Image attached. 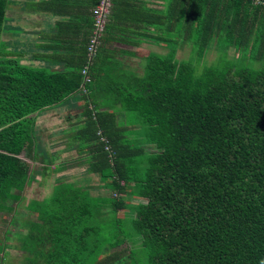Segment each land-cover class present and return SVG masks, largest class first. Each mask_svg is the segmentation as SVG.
I'll return each instance as SVG.
<instances>
[{
    "label": "trees",
    "instance_id": "16d2710c",
    "mask_svg": "<svg viewBox=\"0 0 264 264\" xmlns=\"http://www.w3.org/2000/svg\"><path fill=\"white\" fill-rule=\"evenodd\" d=\"M77 2L0 0V212L18 227L0 237V264L15 246L25 264L116 263L124 242L95 243L78 227L121 210L147 264H264V0H111L93 54L100 0L80 13ZM20 12L54 24L35 44ZM113 42L168 51L139 57V71ZM68 105L81 164H59L43 146L38 118ZM51 165L56 174L83 165L109 194L71 172L50 194L28 195Z\"/></svg>",
    "mask_w": 264,
    "mask_h": 264
},
{
    "label": "rangeland",
    "instance_id": "374dc122",
    "mask_svg": "<svg viewBox=\"0 0 264 264\" xmlns=\"http://www.w3.org/2000/svg\"><path fill=\"white\" fill-rule=\"evenodd\" d=\"M146 47H149L150 49L156 50L158 52L168 51V49L160 43H156L153 46L150 45ZM150 49L141 48V50L131 51L133 52V54L130 55L131 56L129 58L130 62H128L127 64H129L135 69H138L139 71H142V64L144 63V60L141 61L139 58V55L141 56L144 54H148L150 52ZM189 52H190V45L187 44L182 49L179 50L178 57L187 58L189 56ZM229 52H230L231 57L233 58L236 57L237 53H235L234 48H230ZM135 54H137L138 56H134ZM218 55H219V52L215 50L213 47L212 50L209 51L206 60L208 61V63H213L215 60H217ZM132 56L138 59L134 60L132 59ZM221 60L222 59H220L218 62H220ZM57 114L58 112H55V114L53 115H57ZM69 122L70 121L68 119L53 120L51 114H48L46 116L43 115L38 118V123L42 124V126L46 127L47 129L43 132V137H44L43 142L46 144L45 145L46 149L49 152H51V150L54 148L65 146L66 144L65 141L67 140L66 139L67 137L66 136L61 137L58 133L59 132L58 129L61 124H64V126L68 125L67 127L69 128L70 127V124H68ZM53 133L54 135L51 137L50 134H53ZM52 144H54V147H51ZM83 155L84 154L77 152L74 149V147H71L69 155H65L63 159L70 158L68 159L69 161L72 160V163H76L77 161L80 162L78 159L81 160L83 157H80V156H83ZM76 166L70 168V170L74 168L76 169ZM79 167H80L79 172H75V174L72 176V179L81 180L82 178L86 177L85 178L86 181H82V182H86L92 194H102V195L109 194V191L105 189L104 187H102L98 176H95V175L90 176L89 173L86 172V168L83 165ZM71 172L73 171H70L68 174H70ZM54 176L55 175H52L51 177L46 178V180H48V184L46 186L38 187L37 185H35L34 188L31 190L30 194L28 193V195L37 196L40 198L45 195H48V193L52 190V186L54 184V178H53ZM124 213L125 211L121 210L119 214H115L114 212H107L105 216L100 217L99 215H96L83 226L80 225L78 227L79 232L83 231L84 227H91V231H90L91 233L89 236H91V239L93 238V241H95V243L97 242L104 243L105 241H110V240H113V243L124 242V245L114 248L112 249V251L114 250L121 251L125 257H123L120 261H117L116 263L113 262L111 264H147V261H148L147 250L145 246L143 245L140 237L133 232L132 218L130 216H125ZM3 214L5 217H3ZM11 216L12 215L10 214L0 212V237H3L6 229L12 228V230H15V231L18 230L17 226H13V225L10 226ZM117 217L120 218V220L117 221L116 220ZM117 235H121V236H119L118 238ZM14 243H17V242L15 241ZM9 253H10V257L8 261L9 264H25V261L23 259L25 253L17 249L16 246L14 249L9 250ZM102 255L103 254H101L100 257H102ZM89 258H90V255H89ZM37 264H41V261ZM81 264H95V260L90 259V260H87L86 262H82Z\"/></svg>",
    "mask_w": 264,
    "mask_h": 264
},
{
    "label": "crops",
    "instance_id": "0c3cea01",
    "mask_svg": "<svg viewBox=\"0 0 264 264\" xmlns=\"http://www.w3.org/2000/svg\"><path fill=\"white\" fill-rule=\"evenodd\" d=\"M154 2L155 3H160L161 6L163 4V0H154ZM77 3L78 4H82L83 7L82 8H78L77 7L74 11L80 13V12H83V11H85L87 9L86 7H88L90 5L91 0H78ZM16 10L19 11L20 9H16ZM16 16L18 17V20H19V21H17L18 24L16 23L17 26L18 27H23L24 28V29L22 28L23 29V34L28 36L29 40L32 38L33 41H35V44H36V42H40L39 39L42 37V34H43L42 31L45 34L47 31L50 30V27H51L52 24H54L53 22H54V19H55V17L49 16V15L44 14L42 12H33V13L32 12H20ZM21 20H26V21L25 22H23V21L21 22ZM80 28L81 29H79V31H80V34H81L82 32H84L87 29V26L81 25ZM25 35H22V36H25ZM21 39H22L23 42L25 41L23 38H21ZM113 43L114 44L111 45V48L114 49V50L115 49L119 50V52L117 53L118 59L121 60V61H125V62L127 61L126 63L130 62L129 58L131 56L130 55L129 56H125L126 54H124L122 52L141 50V48L150 49L149 47H146V46H150V45L153 46L154 45V44H142L141 46L137 47V46H132V45H129V44H123V43H119V42H113ZM29 47L31 48V46H29ZM151 50L152 49H150V51ZM144 55H146V54H144ZM144 55H141V56L139 55V57H143ZM134 56H138V55L135 54ZM132 59L135 60V59H138V58H134L132 56ZM36 63H38V62H36ZM51 65H55V64L51 63ZM127 65H129V64H127ZM55 112H58V114L57 115H53V114H55ZM48 114L52 115V119L53 120H56V119H60V120L68 119L70 121L68 123V124H70L69 128L67 127L68 125L64 126V124H61L59 129H58L59 130L58 133H59V135L61 137L62 136L63 137L66 136L67 137L66 138L67 140L65 141V143H66L65 146L54 148V149L51 150V153L52 154H56L57 162L59 164H61V162H63V161H65L66 163H72V160H70V161L68 160L70 158L63 159V157L65 155H69L70 149L72 147V143L69 144V140L70 139L68 138V134L71 132V130H70L71 129V123L73 121H76V119H77L76 118V111L73 113V110H71V108L68 105V106H62V107H58V108L49 110L44 115L46 116ZM44 128H45V130H47L46 127H44ZM53 135H54V133L50 134L51 137ZM45 145L46 144L44 143L43 146H45ZM51 147H54V144H52ZM78 160L81 162L80 159H78ZM77 163H78V161H77ZM51 168H52L53 171L50 170L51 173L47 177H51L52 175H55L53 177L54 178V184H55V181H56L57 177H59L61 175L68 174L70 171H73L72 173L74 175L75 172H79V170H80V167L76 166V169L74 168V169L70 170V168H72V167H70L69 170L67 169V170L63 171L62 173L56 174L55 171H54L55 165H51ZM47 184H48V180H46L42 186H46ZM54 184H53V186H54ZM35 185H37V184L34 183L33 186L30 187V188L33 189ZM53 186H52V189H53ZM50 192L48 194H50Z\"/></svg>",
    "mask_w": 264,
    "mask_h": 264
},
{
    "label": "built area",
    "instance_id": "2783aa9c",
    "mask_svg": "<svg viewBox=\"0 0 264 264\" xmlns=\"http://www.w3.org/2000/svg\"><path fill=\"white\" fill-rule=\"evenodd\" d=\"M260 0H256L258 2ZM110 6H111V0H100L99 4L93 9V14L95 17V24H96V29H95V36L92 39L91 45L89 47V51L91 54L94 53L96 44L98 42V37L100 33L102 32L106 18L110 12ZM86 73V70L83 71Z\"/></svg>",
    "mask_w": 264,
    "mask_h": 264
}]
</instances>
